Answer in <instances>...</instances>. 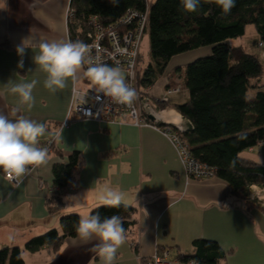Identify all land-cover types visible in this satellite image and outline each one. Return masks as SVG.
<instances>
[{"label": "crops", "instance_id": "0c3cea01", "mask_svg": "<svg viewBox=\"0 0 264 264\" xmlns=\"http://www.w3.org/2000/svg\"><path fill=\"white\" fill-rule=\"evenodd\" d=\"M70 1L0 0V112L10 119L23 115L45 123L59 137L46 135L40 141L55 138L56 148L65 154L83 153L84 165L64 196L65 210L89 215L99 205L105 186L124 193V203L137 208L136 223L118 249L116 264H142L143 258L163 248L191 254L197 238L219 242L227 251L226 264H264V211L254 208L248 213L242 201L231 195L229 183L217 176L191 177L169 134L152 125L82 117L65 124L71 118L74 87L85 85L83 68L75 82L69 79L64 89L52 93L44 87L46 73L35 64L34 55L41 42L70 39ZM23 43L27 48L21 56L17 46ZM21 60L23 67H19ZM33 79L39 83L33 91L35 104L29 109L20 106L18 96L8 88ZM175 80L170 76L167 85ZM188 98L185 94L167 106ZM18 106L20 111L13 115L11 110ZM245 153L264 163V142ZM66 159L52 150L47 165L34 167L17 183L0 171V247H24L30 238L59 227L48 199L53 166ZM96 243L97 239L84 242L76 235L56 251L24 249V264H101L93 251ZM172 264L191 263L174 259Z\"/></svg>", "mask_w": 264, "mask_h": 264}, {"label": "trees", "instance_id": "16d2710c", "mask_svg": "<svg viewBox=\"0 0 264 264\" xmlns=\"http://www.w3.org/2000/svg\"><path fill=\"white\" fill-rule=\"evenodd\" d=\"M148 4L149 0H119L118 5L111 0H71L69 40H79L81 34L91 28L92 16L112 24L129 8L145 11ZM149 6L147 30L153 62L143 71L139 68L141 82L152 87L156 71L165 72L173 56L211 46L209 55L177 67L181 81L178 82L176 76L177 82L168 84L166 90L180 86L188 92L187 101L172 107L186 120L187 128L181 136L191 157L209 166L212 176L227 181L231 195L242 201L248 213L254 208L264 211V206L250 192L253 185L264 186V163L245 153L264 142L263 65L257 55L229 42L244 36L247 26L253 24L259 35L257 47L264 58V46H260V42L264 43V0H235L228 14H224L215 0H201L195 12L185 11L181 0H155ZM151 95L154 104L158 103V98L152 92ZM169 103L160 102L158 107L169 109ZM75 117L73 114L69 121ZM42 145L48 148V153L53 150L63 159L67 157L53 166V190L48 199L50 210L58 215L59 227L30 238L24 247L0 248V264H24L21 256L24 249L36 252L50 247L56 251L67 238L77 235L76 226L82 214L67 212L64 196L84 165L83 153L73 150L65 154L56 148L55 138L41 140ZM136 210L126 203L120 207L97 205L89 214L119 215L128 234L136 223ZM193 247L191 254L179 250H174L173 254L169 250L170 256L184 263L226 264L227 251L216 240L197 238Z\"/></svg>", "mask_w": 264, "mask_h": 264}, {"label": "clouds", "instance_id": "9594fccd", "mask_svg": "<svg viewBox=\"0 0 264 264\" xmlns=\"http://www.w3.org/2000/svg\"><path fill=\"white\" fill-rule=\"evenodd\" d=\"M118 5L119 0H111ZM201 0H181L183 9L195 12ZM224 14L230 13L235 6V0H215ZM27 47L23 43L17 46V52L23 56ZM91 47L83 41L59 40L41 42L39 53L34 55V62L46 73L44 87L55 93L66 87L67 81L75 82L80 70L86 65L85 75L95 86L97 92L111 97L114 101L131 105L136 99L135 88L129 86L117 65L101 62L99 57L92 60L89 56ZM19 67H23V60ZM39 81L13 83L8 91L18 96L19 105H26L31 109L35 104L33 91ZM20 111V107L12 110L13 115ZM59 137V133H52L45 123L20 115L10 119L0 112V169L9 181H21L31 167L47 165L49 153L47 147L40 146V138ZM98 206L120 207L124 204V193L116 187L105 186L99 197ZM78 237L88 242L97 239L93 247L100 258L101 264H116L118 249L126 242V231L123 220L119 215L101 217L99 212L82 215L76 226ZM11 239V237H10ZM23 254L21 253V256Z\"/></svg>", "mask_w": 264, "mask_h": 264}, {"label": "built area", "instance_id": "2783aa9c", "mask_svg": "<svg viewBox=\"0 0 264 264\" xmlns=\"http://www.w3.org/2000/svg\"><path fill=\"white\" fill-rule=\"evenodd\" d=\"M149 5L145 11L129 8L120 20L112 24H106L100 21L97 16H92L90 20L91 28L79 37L80 41L91 47L89 56L92 60L99 57L101 62L109 65L118 64L126 82L136 90L137 95L134 102L131 105L122 104L114 101L102 92H97L95 86L84 74L87 67L85 65L83 67V83L85 84V88L74 87L71 116L75 114L77 117L90 118L97 121L112 120L132 122L137 125H152L170 135L177 145L187 172L191 177H211L213 175L211 168L191 157L181 136L185 127H178V125L170 120H164L165 123L160 124L158 119H163L159 115L162 109H159L154 104L151 86L146 85L143 81L141 82L139 75L140 49L144 33L147 30ZM260 46H264V43L260 42ZM179 89L180 86L168 88L165 95L157 99L158 103H169L171 99L168 98V94L174 93ZM150 116L155 117V120H151ZM69 118L70 116L65 121V124ZM41 147L44 146L42 145ZM33 168L31 167L30 170ZM11 182L17 183L15 180ZM252 187H256V185ZM257 192L260 195H256V198L264 206V200H262L264 187H259ZM172 263L170 251H164L158 254V256H153L149 259L147 264Z\"/></svg>", "mask_w": 264, "mask_h": 264}, {"label": "rangeland", "instance_id": "374dc122", "mask_svg": "<svg viewBox=\"0 0 264 264\" xmlns=\"http://www.w3.org/2000/svg\"><path fill=\"white\" fill-rule=\"evenodd\" d=\"M151 1V0H149ZM259 41V35L258 32L256 30L255 25L250 24L247 26V30L244 36L236 38V39H230L229 42L231 45H241L243 46L249 53H253L255 55H257L262 62L263 65V82H264V58L261 57V50L257 47V42ZM211 46L210 45H206V46H201L199 48L193 49V50H189L180 54H177L175 56H173L168 64V66L166 67L165 72L161 73V72H157L156 71V80L154 82V84L151 87V92L155 93L156 95H158L159 98H161L162 96L165 95L166 92V85L169 81V77L173 76L176 79V76L178 78V82L181 81V75L180 72L177 71V67L179 66H184L185 64L195 60L198 57L201 56H206L209 55L211 53ZM153 62L152 59V55H151V49H150V35L148 30H146V32L144 33V37L142 40V44H141V49H140V61H139V68L143 71V69L145 67H147L150 63ZM154 64V63H153ZM175 82H177L175 80ZM82 86V85H81ZM82 88H85V85L82 86ZM168 94V93H167ZM188 94L186 89H179L178 91L174 92V93H170L168 94V98L176 101L175 99ZM155 106L158 107L159 105L157 103H155ZM162 106V105H161ZM159 108V107H158ZM171 110H175L173 107L169 108V109H164L162 110V112L165 111H171ZM178 114L180 113L178 110H175ZM161 112V113H162ZM181 114V113H180ZM179 114V115H180ZM163 120L167 121L170 120L171 122H173L174 124L178 125V127H185V129L187 128V124L184 123V118L183 117H179V121L176 122L175 120L172 119H166L164 117H162ZM160 120V119H158ZM176 127V126H174ZM263 188L262 186H257L254 187L252 189V196L256 197L259 196L260 194L257 192L258 188ZM262 197L264 200V192L262 193ZM2 248V247H0ZM164 251H169L168 248H164V250H162L161 252H157L156 254H154L153 256H158V254H161ZM153 256L150 257H146L142 259V264H147L149 262V259H151Z\"/></svg>", "mask_w": 264, "mask_h": 264}, {"label": "bare ground", "instance_id": "6f19581e", "mask_svg": "<svg viewBox=\"0 0 264 264\" xmlns=\"http://www.w3.org/2000/svg\"><path fill=\"white\" fill-rule=\"evenodd\" d=\"M160 117H164L166 119H172L175 120L176 122L179 121V117L180 115L175 111V110H171V111H165L159 114Z\"/></svg>", "mask_w": 264, "mask_h": 264}, {"label": "water", "instance_id": "95a60500", "mask_svg": "<svg viewBox=\"0 0 264 264\" xmlns=\"http://www.w3.org/2000/svg\"><path fill=\"white\" fill-rule=\"evenodd\" d=\"M150 118L153 121L155 120V117H153V116H150ZM159 121H160V124H164L165 123L163 119H160Z\"/></svg>", "mask_w": 264, "mask_h": 264}]
</instances>
